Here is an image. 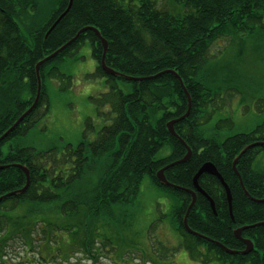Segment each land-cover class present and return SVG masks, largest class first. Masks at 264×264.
Here are the masks:
<instances>
[{"label": "trees", "instance_id": "obj_1", "mask_svg": "<svg viewBox=\"0 0 264 264\" xmlns=\"http://www.w3.org/2000/svg\"><path fill=\"white\" fill-rule=\"evenodd\" d=\"M49 0H0V136L33 104L38 79L36 65L57 51L84 27H96L108 41L106 62L109 67L133 77H150L175 70L191 97L189 116L175 124L176 132L192 148L186 163L165 170V186L157 172L182 159L185 145L167 129L168 121L183 116L188 98L176 75L163 74L143 81L108 75L100 65L103 46L92 30L41 66L42 95L37 107L0 142V197L23 188L26 175L12 166L27 165L31 184L26 192L0 202V260L4 263L9 248L21 242L23 258L38 254L36 264H67L72 253L82 252L91 264L101 221H125L127 208L138 201L146 176L164 192L177 194L172 224L183 238L182 248L192 259L222 261L224 264H264V225L250 227L242 236L253 240L255 250L247 255L226 253L221 246L189 233L184 217L192 202L186 189L194 188V177L206 162H212L229 184L233 196L234 220L229 211L226 191L215 176L204 174L200 186L215 201L197 194L188 223L190 227L225 246L242 251L245 243L234 230L264 222V202L249 199L233 169V161L248 145L264 141V126L225 139L208 135L209 112L214 91L209 68V49L220 38H238L264 34V0H138V7L124 6L121 0H73L71 9L47 35L64 13L70 0H57L43 22L37 23L43 2ZM21 22L24 24L22 29ZM89 41L97 68L91 77L105 78L109 91L96 98L97 114L110 117L97 138L89 140L92 128L87 123L82 141L75 147L39 151L22 146L18 140L28 135L49 111L46 82L68 78L56 62L71 56L74 48ZM21 92L27 97L22 98ZM109 105V111L101 107ZM45 106V107H44ZM44 111L42 112V109ZM223 121L220 122V124ZM219 124V125H220ZM8 150L4 145L8 142ZM170 148L169 155L157 154ZM264 146L248 149L238 163L250 194L264 198V173L253 169L255 158ZM56 162V168L52 164ZM77 227V228H76ZM69 233L71 240L62 238ZM28 264H32L29 262Z\"/></svg>", "mask_w": 264, "mask_h": 264}, {"label": "rangeland", "instance_id": "obj_2", "mask_svg": "<svg viewBox=\"0 0 264 264\" xmlns=\"http://www.w3.org/2000/svg\"><path fill=\"white\" fill-rule=\"evenodd\" d=\"M167 1L158 0L161 6L168 5ZM121 2L126 7L139 6L138 0ZM42 4L43 10L36 18L37 23L43 22L57 7V0ZM21 26L24 29L23 22ZM92 53V45L86 41L74 48L71 56L56 62L60 70L73 79L58 78L46 82L48 114L27 136L18 140L22 146L39 151L57 148L56 155L61 156L66 145L76 147L82 141L89 120L92 128L88 138L91 141L97 138L104 126L111 124L110 117L99 116L96 112L95 99L102 97L109 88L105 78L86 74L90 71L88 64ZM208 54L213 88L217 92L207 108L208 135L222 140L264 126V34L220 38L213 43ZM78 61H82V67L77 66ZM21 97H27L25 92H21ZM101 109L110 110L109 105ZM14 142H8L4 149L8 150L9 144ZM170 152V148H165L157 157L162 158ZM56 164L54 162L52 167L56 168ZM253 169L264 173V152L255 158ZM177 202V194L171 195L157 188L146 176L138 201L127 208L126 220L117 223L103 220L99 224L94 251L98 256L97 264H224L219 260L192 259L182 248L183 238L172 224V210ZM61 236L71 240L69 233H62ZM9 250L5 260L7 264H36L37 252L23 258L21 242ZM70 255L67 264H91L82 252ZM0 264L4 263L0 260Z\"/></svg>", "mask_w": 264, "mask_h": 264}, {"label": "water", "instance_id": "obj_3", "mask_svg": "<svg viewBox=\"0 0 264 264\" xmlns=\"http://www.w3.org/2000/svg\"><path fill=\"white\" fill-rule=\"evenodd\" d=\"M72 4H73V0H70V3H69V6H68L67 10L64 13H62V15L52 25V27L48 31L47 35L50 34V32L56 27V25L60 22V20L67 14V12L71 9ZM87 30L94 31L96 33V35L100 38L101 42H102L103 55H102V59L100 61V65H101V67L103 68V70L108 75H112V76H116V77L117 76H121V77L126 78L127 80L143 81V80H146V79H155V78H157V77H159V76H161L163 74L172 73V74L176 75V77L180 81V84H181V86H182V88H183V90H184V92H185V94H186V96L188 98V104H189L188 105V109H187L186 113L183 116H181V117H179L177 119H173V120L169 121L167 123V129H168V131L172 135H174L177 139H179L185 145V147L187 149V153H186V155L182 159H180L178 161H175L173 163H170L169 165H167L164 168L160 169L157 172V174H156L157 175V178H158V180L160 181L161 184H163L165 186L178 187L176 184H174V183H172L171 181L168 180V178L165 175V170L168 169L169 167L175 166L176 164L188 162L191 159L192 155H193L192 148L185 142V140H183V138L180 137V135L176 132V129H175V124L177 122H179V121H182L183 119H186L189 116V114L191 112V109H192V97H191V95H190V93H189L186 85L184 84L183 78L175 70H165V71H163L161 73H158V74H156L154 76H150V77H133V76H130V75L123 74V73L117 71L116 69H114L112 67H109L107 65V62H106V56H107V53H108V50H109V43L101 35V32L96 27L87 26V27L82 28L73 39H71L69 42H67L65 45H63L61 48H59L57 51H55L54 53L50 54L49 56H47L43 60H41L39 63H37V65H36V74H37V79H38V88H37V93H36L35 100H34L33 104L19 117V119L14 123V125L12 127H10L2 136H0V142L3 141L5 138H7L9 136V134L39 104L40 99H41V95H42V78H41V73H40L41 66L44 63H46L47 61L55 58L59 53H61L65 48H67L73 42H75L79 38V36L82 33H84L85 31H87ZM259 145H263L264 146V141H256V142L248 145L247 147H245L241 151V153L233 161V169H234L235 173L237 174V177L239 179L240 185L243 188L246 196L249 199H251L252 201H254V202L263 203L264 202V198H261V199L255 198L247 190V188L245 186V183H244V180H243V177H242V174L240 173V171L237 168L238 163H239L241 157L243 156V154H245V152L248 149H250L251 147L259 146ZM10 166L11 165H0V169H4V168L10 167ZM12 166L17 167V168H19V169H21V170L24 171V173L26 175V179H27L26 185L23 188H21V189H18V190L9 192V193L1 196L0 197V202L2 200H4V199L8 198V197L18 196V195L23 194L24 192L27 191V189L29 188V186L31 184V173H30V169L28 168L27 165H23V164H20V163H16V164H12ZM204 174H209V175L215 176L222 183V185H223V187H224V189L226 191L227 200H228V204H229V211H230V214H231L232 219L234 220V214H233V196H232L231 188H230L229 184L225 181L223 175L219 172L218 168L212 162H206L205 164H203V166L199 169V171L197 172V174L194 177V188H192V189H186L192 195V202L190 203V205L188 207V210H187V213H186V215L184 217V226H185L186 230L189 233L193 234V235H196L198 237L204 238V239H206L208 241H211V242H213V243L221 246L222 249L226 253H229V254H240V255H247V254L251 253L253 250H255V244H254L253 240L243 238L242 233L247 228L262 226V225H264V222H258L256 224H253V225H250V226L239 227V228H237V229L234 230V235L236 236V238L239 239V240H242L245 243V246L246 247L242 251H238V250H235V249H231V248L225 246L224 244H222L221 242L216 241V240H213L209 236L203 235V234H201V233L193 230L190 227V225L188 223V216H189L192 208L194 207V205H195V203L197 201V194L198 193H201L202 195H204L209 200V202L211 204V207H212V210L214 211L215 214H217L215 201L213 200V198L206 191H204V189L199 184V178L202 175H204Z\"/></svg>", "mask_w": 264, "mask_h": 264}, {"label": "crops", "instance_id": "obj_4", "mask_svg": "<svg viewBox=\"0 0 264 264\" xmlns=\"http://www.w3.org/2000/svg\"><path fill=\"white\" fill-rule=\"evenodd\" d=\"M77 66L78 67H82V61H78L77 62ZM88 66L90 67V71L87 72L86 74H92L96 71L97 68V62L93 57V53H92V57H90V63L88 64Z\"/></svg>", "mask_w": 264, "mask_h": 264}, {"label": "bare ground", "instance_id": "obj_5", "mask_svg": "<svg viewBox=\"0 0 264 264\" xmlns=\"http://www.w3.org/2000/svg\"><path fill=\"white\" fill-rule=\"evenodd\" d=\"M248 190V189H247Z\"/></svg>", "mask_w": 264, "mask_h": 264}]
</instances>
